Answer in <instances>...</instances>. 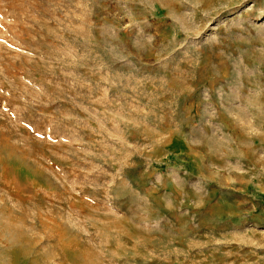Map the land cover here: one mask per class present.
<instances>
[{"label":"rangeland","instance_id":"obj_1","mask_svg":"<svg viewBox=\"0 0 264 264\" xmlns=\"http://www.w3.org/2000/svg\"><path fill=\"white\" fill-rule=\"evenodd\" d=\"M0 264H264V0H0Z\"/></svg>","mask_w":264,"mask_h":264}]
</instances>
